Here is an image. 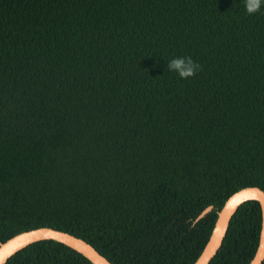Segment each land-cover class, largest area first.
Returning a JSON list of instances; mask_svg holds the SVG:
<instances>
[{
    "label": "trees",
    "instance_id": "1",
    "mask_svg": "<svg viewBox=\"0 0 264 264\" xmlns=\"http://www.w3.org/2000/svg\"><path fill=\"white\" fill-rule=\"evenodd\" d=\"M247 186L264 191V5L0 0V242L50 227L112 264H193ZM260 222L242 204L209 264H249ZM5 264L91 263L44 240Z\"/></svg>",
    "mask_w": 264,
    "mask_h": 264
},
{
    "label": "water",
    "instance_id": "2",
    "mask_svg": "<svg viewBox=\"0 0 264 264\" xmlns=\"http://www.w3.org/2000/svg\"><path fill=\"white\" fill-rule=\"evenodd\" d=\"M255 201L260 208V231L258 245L249 264H262L264 261V191L259 187L247 186L232 193L217 211L208 240L201 253L193 264H209L220 249L227 233L230 221L238 208L248 202ZM213 210L206 207L194 220V223L203 219ZM44 240H53L61 243L82 255L91 264H112L101 255L91 244L64 231L50 227H39L20 232L4 242H0V264H5L10 257L25 247Z\"/></svg>",
    "mask_w": 264,
    "mask_h": 264
},
{
    "label": "clouds",
    "instance_id": "3",
    "mask_svg": "<svg viewBox=\"0 0 264 264\" xmlns=\"http://www.w3.org/2000/svg\"><path fill=\"white\" fill-rule=\"evenodd\" d=\"M246 12L253 15L260 11L264 0H244ZM168 70L175 72L181 79L194 77L200 70V65L193 61L191 57H178L168 63Z\"/></svg>",
    "mask_w": 264,
    "mask_h": 264
}]
</instances>
